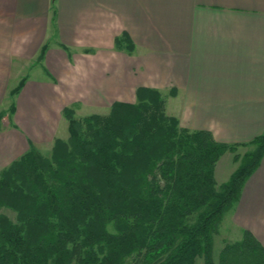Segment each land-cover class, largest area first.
<instances>
[{
    "label": "crops",
    "instance_id": "crops-1",
    "mask_svg": "<svg viewBox=\"0 0 264 264\" xmlns=\"http://www.w3.org/2000/svg\"><path fill=\"white\" fill-rule=\"evenodd\" d=\"M124 33L131 51L115 45ZM138 87L218 141L263 132L264 0H0V111L13 104L0 122V170L50 148L65 107L109 109L134 102ZM234 204L232 222L264 246V155Z\"/></svg>",
    "mask_w": 264,
    "mask_h": 264
},
{
    "label": "trees",
    "instance_id": "trees-1",
    "mask_svg": "<svg viewBox=\"0 0 264 264\" xmlns=\"http://www.w3.org/2000/svg\"><path fill=\"white\" fill-rule=\"evenodd\" d=\"M115 45L133 49L126 33ZM63 116L69 137H56L50 156L31 147L0 172V207L15 212H0V264H264V246L246 228L212 254L223 213L264 155V131L218 141L180 126L150 87L107 113L76 116L68 106ZM239 146L250 147L217 184V161Z\"/></svg>",
    "mask_w": 264,
    "mask_h": 264
},
{
    "label": "rangeland",
    "instance_id": "rangeland-1",
    "mask_svg": "<svg viewBox=\"0 0 264 264\" xmlns=\"http://www.w3.org/2000/svg\"><path fill=\"white\" fill-rule=\"evenodd\" d=\"M6 103H8V108L0 111V114H2L0 117V122L3 123L4 125L7 123V119L5 116L8 115L7 114L8 112H10L9 108H10L11 100L6 101ZM89 108H91V109L79 110L80 112L77 113L76 116L89 115L92 113H107L109 110L107 108H96V109L93 107H89ZM165 111H166V104H165ZM2 117H5V118L2 119ZM58 136H60V138H62L64 140H67V138L69 137L68 122H66V124H64L62 126V129L58 133ZM51 147L47 148L46 146L39 145V146H36V148L34 147V149L36 151L40 152L42 155L50 156V154L52 152ZM249 147L250 146H239L235 150L226 151L219 158V160L216 163L215 171H214V177H215L217 184L225 182L228 179V177L230 176V174L234 171L236 166L238 165V161L234 160L233 156L244 153L245 151H247L249 149ZM1 171H2V169L0 170V172ZM234 203L232 204V206L229 209H227L223 213L222 219L218 225V231L213 236L212 254H213V258L215 260H217L218 253H219L220 249L223 247V245L237 241L242 236V229L243 228H240L238 225H236L234 222H232L233 221L232 220L233 219V210H234V206H235ZM0 212L8 215L12 219H14V217H15V212L12 209L7 208L5 206L0 207ZM194 264H202V258L197 257L195 259Z\"/></svg>",
    "mask_w": 264,
    "mask_h": 264
}]
</instances>
